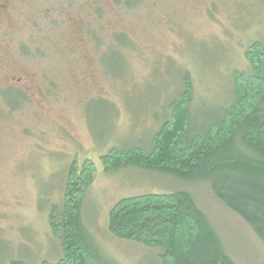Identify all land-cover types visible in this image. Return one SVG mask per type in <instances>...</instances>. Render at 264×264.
<instances>
[{"label": "rangeland", "instance_id": "obj_1", "mask_svg": "<svg viewBox=\"0 0 264 264\" xmlns=\"http://www.w3.org/2000/svg\"><path fill=\"white\" fill-rule=\"evenodd\" d=\"M123 1L8 4L0 23L1 81L14 77L19 86L0 90V264L60 257L49 213L63 201L69 168L85 159L96 174L79 214L101 263L160 264L155 247L109 232V212L124 197L175 190L191 193L239 264L263 263L262 243L208 183L134 166L105 172L101 156L148 144L184 73L191 107L228 102L246 49L264 40V0ZM111 45L117 53L105 52Z\"/></svg>", "mask_w": 264, "mask_h": 264}, {"label": "trees", "instance_id": "obj_2", "mask_svg": "<svg viewBox=\"0 0 264 264\" xmlns=\"http://www.w3.org/2000/svg\"><path fill=\"white\" fill-rule=\"evenodd\" d=\"M135 1L123 2L132 7ZM115 38L119 44L127 42L123 35ZM116 49L111 45L105 52L117 53ZM245 59V68L234 72L228 102L210 110L191 107L193 88L184 73L149 143L114 147L101 161L105 172L134 166L169 173L184 182L208 183L213 196L240 217L264 246V40L253 42ZM95 174L90 159L69 168L63 201L49 213L61 255L38 264H103L79 214ZM108 230L118 239L155 247L160 264H239L186 190L118 200L109 212Z\"/></svg>", "mask_w": 264, "mask_h": 264}, {"label": "flooded vegetation", "instance_id": "obj_3", "mask_svg": "<svg viewBox=\"0 0 264 264\" xmlns=\"http://www.w3.org/2000/svg\"><path fill=\"white\" fill-rule=\"evenodd\" d=\"M10 3V0H0V23H2L3 21V18H4V15H5V12L8 11V4ZM3 56L0 58V90L1 89H4L5 86L7 85H11L13 87H18L19 86V79H14V77L11 78V81H1V77H2V74H1V71L2 69L4 68L3 65H4V62H3Z\"/></svg>", "mask_w": 264, "mask_h": 264}]
</instances>
